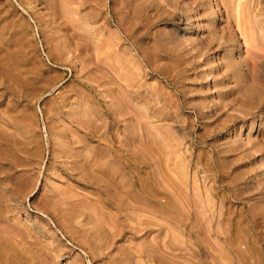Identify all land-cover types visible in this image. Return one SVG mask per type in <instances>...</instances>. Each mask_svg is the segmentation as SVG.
<instances>
[{
  "label": "rangeland",
  "instance_id": "obj_1",
  "mask_svg": "<svg viewBox=\"0 0 264 264\" xmlns=\"http://www.w3.org/2000/svg\"><path fill=\"white\" fill-rule=\"evenodd\" d=\"M0 264H264V0H0Z\"/></svg>",
  "mask_w": 264,
  "mask_h": 264
},
{
  "label": "bare ground",
  "instance_id": "obj_2",
  "mask_svg": "<svg viewBox=\"0 0 264 264\" xmlns=\"http://www.w3.org/2000/svg\"><path fill=\"white\" fill-rule=\"evenodd\" d=\"M253 65V64H252ZM253 78V77H252ZM253 80V79H252ZM256 123V122H255ZM140 132V131H139ZM139 137V136H138ZM144 144V143H143ZM154 155V154H153ZM158 155V154H157ZM148 185V184H147ZM144 192V191H143ZM171 199V198H170Z\"/></svg>",
  "mask_w": 264,
  "mask_h": 264
}]
</instances>
